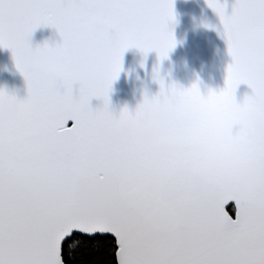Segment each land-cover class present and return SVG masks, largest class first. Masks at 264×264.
Instances as JSON below:
<instances>
[{
	"label": "snow or ice",
	"instance_id": "snow-or-ice-1",
	"mask_svg": "<svg viewBox=\"0 0 264 264\" xmlns=\"http://www.w3.org/2000/svg\"><path fill=\"white\" fill-rule=\"evenodd\" d=\"M204 3L230 59L202 92L160 75L174 0H0V49L25 85L0 86V264H111L105 233L115 264H264V0ZM44 27L58 40L33 43ZM129 49L141 68L155 53L157 90L115 111ZM217 131L231 134L223 160ZM241 163L242 187L220 178Z\"/></svg>",
	"mask_w": 264,
	"mask_h": 264
},
{
	"label": "water",
	"instance_id": "water-1",
	"mask_svg": "<svg viewBox=\"0 0 264 264\" xmlns=\"http://www.w3.org/2000/svg\"><path fill=\"white\" fill-rule=\"evenodd\" d=\"M224 2L225 11L229 12L233 0ZM173 9L176 22L172 31L177 43L168 53V58L160 62V75L166 83L171 80L185 87L199 78L202 92L206 88L223 87L224 68L230 58L225 52L223 40L217 34L220 25L215 13L206 6L204 0H174ZM204 23L210 27H203ZM31 40L33 43L42 40L51 43L58 40V36L53 29L37 28L33 31ZM140 61L141 56L136 49H129L123 54L122 71L112 83L109 94L111 106L115 111L121 106L133 109L141 99L142 90L148 93L157 90V85L151 78L152 67L156 62L155 53L149 52L144 57L143 68L140 67ZM0 86L17 98H23L25 95L23 78L13 67L7 49H0ZM249 93L250 89L241 84L235 90V97L239 101ZM90 103L96 105L98 102L93 99ZM67 126H71L70 121ZM214 135L218 144L216 159L223 160L228 154L231 134L217 131ZM244 171L245 165L242 163L225 167L220 173V178L232 185H240L244 182ZM231 204L232 202H229L225 206L226 211H229ZM229 215L234 218V212L229 211ZM102 235L114 238L108 233Z\"/></svg>",
	"mask_w": 264,
	"mask_h": 264
},
{
	"label": "trees",
	"instance_id": "trees-1",
	"mask_svg": "<svg viewBox=\"0 0 264 264\" xmlns=\"http://www.w3.org/2000/svg\"><path fill=\"white\" fill-rule=\"evenodd\" d=\"M99 242L101 244V249L99 250L98 253V258L103 260V259H108L111 261V264H115V256H114V248H115V242L114 238L110 236H104L101 235L99 238ZM106 253H110V256H106ZM79 256V254H78ZM67 259V256H66Z\"/></svg>",
	"mask_w": 264,
	"mask_h": 264
},
{
	"label": "clouds",
	"instance_id": "clouds-1",
	"mask_svg": "<svg viewBox=\"0 0 264 264\" xmlns=\"http://www.w3.org/2000/svg\"><path fill=\"white\" fill-rule=\"evenodd\" d=\"M241 187L243 186V183L240 184ZM29 191L33 194V195H37L39 194V189L36 188L35 186H29Z\"/></svg>",
	"mask_w": 264,
	"mask_h": 264
}]
</instances>
